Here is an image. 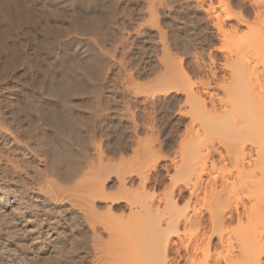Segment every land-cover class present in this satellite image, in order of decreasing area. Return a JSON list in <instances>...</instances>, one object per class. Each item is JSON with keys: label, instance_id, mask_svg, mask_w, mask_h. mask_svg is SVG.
Masks as SVG:
<instances>
[{"label": "rangeland", "instance_id": "374dc122", "mask_svg": "<svg viewBox=\"0 0 264 264\" xmlns=\"http://www.w3.org/2000/svg\"><path fill=\"white\" fill-rule=\"evenodd\" d=\"M263 2L0 0V264L150 255L133 230L148 215L128 201L154 196L149 216L163 220L189 145L197 162L225 152L227 136L194 108H211L217 84L255 55L236 52L264 21ZM97 183L104 193L91 200Z\"/></svg>", "mask_w": 264, "mask_h": 264}, {"label": "bare ground", "instance_id": "6f19581e", "mask_svg": "<svg viewBox=\"0 0 264 264\" xmlns=\"http://www.w3.org/2000/svg\"><path fill=\"white\" fill-rule=\"evenodd\" d=\"M255 29V33L253 32L246 43L237 45L239 46L237 54L244 56L251 51L252 54L255 52L252 57H261L264 54V43H261L264 39V21ZM250 57L243 60L245 62L240 64L241 66L234 64L229 80L226 81L224 78L217 84L224 92L221 96L217 94L218 97L214 91L211 93V108L207 107L205 99H198L194 108L195 112L202 110L209 117L211 127L205 120L206 128L208 126L213 130L214 127L217 133L227 136V142H224L225 152L217 148L211 151L214 153L217 150L220 153L219 159H216L212 155L217 151L212 154L208 149V153H204L206 155L197 162L196 158L200 159L196 152L197 147L193 149V144L189 145L188 149L191 146V151L195 150V153L189 151L191 156L187 157V163L191 157L192 160L188 166L183 163L186 164L184 168H187L183 172L185 176L181 175L185 178L183 183L178 182L176 188L170 187L172 190L166 200L167 208L164 209L167 212L166 210L163 212V220L149 216L150 211L155 210L154 196L151 198L150 195L148 198L145 192L144 197L141 196L138 202L128 201L131 209L138 206L148 215L147 218L143 217L145 220L138 221L139 224L135 221L137 223L133 230L142 240L141 244L144 247L141 248L149 250L150 253H147L150 255L143 256V260L137 261L121 257L123 260H117L119 261L117 264H181L182 260L185 261L183 264H264V77L258 78V74L262 75L264 71L258 67L259 59ZM262 67L264 69V62ZM203 126L204 124L200 126L203 130L201 132H204ZM170 161L172 164L177 162L173 158ZM222 161L224 165L219 167L218 163ZM168 163H164L166 171L169 169ZM148 179L149 177L145 175L141 188L145 189ZM101 180L102 178L98 183ZM104 182L105 180L101 183ZM98 183L86 186L88 197H93L91 200H96L97 197H94L100 195V191L104 189L102 184ZM141 190L138 189V193H141ZM101 197L103 196L99 197L100 200ZM114 199L112 202L115 203L119 198ZM180 200H184L183 207L178 206ZM148 232L154 237L147 238Z\"/></svg>", "mask_w": 264, "mask_h": 264}]
</instances>
